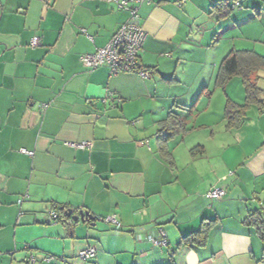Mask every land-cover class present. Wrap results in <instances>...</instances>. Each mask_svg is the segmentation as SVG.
Masks as SVG:
<instances>
[{"label":"crops","instance_id":"crops-1","mask_svg":"<svg viewBox=\"0 0 264 264\" xmlns=\"http://www.w3.org/2000/svg\"><path fill=\"white\" fill-rule=\"evenodd\" d=\"M216 1L139 5V64L151 73L142 77L82 63L128 19L114 1L0 0V264H25L29 250L58 246L66 264H264V241L244 222L264 201V112L227 128L224 88H211L224 58L213 43L253 19L263 27L246 39H262L254 16L264 0H239L226 18L212 12ZM176 116L187 129L160 141ZM224 131L238 149H227ZM83 140L91 145H74ZM215 186L226 194L207 198ZM67 208L96 218L75 221ZM52 209L61 226L49 221ZM108 215L118 223L101 219ZM204 220H213L206 243H185ZM158 227L167 246L148 240ZM92 244V258L76 257Z\"/></svg>","mask_w":264,"mask_h":264},{"label":"trees","instance_id":"trees-1","mask_svg":"<svg viewBox=\"0 0 264 264\" xmlns=\"http://www.w3.org/2000/svg\"><path fill=\"white\" fill-rule=\"evenodd\" d=\"M240 5L241 2L239 0H218L213 4L212 12L215 13L218 18H226L231 14L234 8L239 7ZM263 73L264 54H261L256 50L232 49L222 59L215 79L214 90L215 88H224L234 76L241 77L245 88L244 103H238L230 97L227 98L224 109V118L227 120V128L240 126L246 115L247 108L255 103H257L259 109L264 112V98H261L264 88L259 85V81L263 78ZM211 92L213 93L214 91L212 90ZM172 119L173 123L170 124V127L159 132L158 138L160 141L167 142L170 137L169 135L173 131H185L186 123L183 119L178 118L177 116ZM194 149H198V147L192 148L193 154L195 153V151H193ZM161 151L164 156H167V149L162 148ZM61 218L62 215L58 213L56 222L60 221ZM244 222L247 225L255 226V229L264 241V216L261 204L259 209L244 218ZM212 224L213 220H204L199 230L184 237V242L188 243L189 241H193L199 245L205 244ZM45 257L46 256H44L43 261L47 264H51L45 260ZM35 261L36 259L34 258V261L30 260L29 263L33 264Z\"/></svg>","mask_w":264,"mask_h":264},{"label":"built area","instance_id":"built-area-1","mask_svg":"<svg viewBox=\"0 0 264 264\" xmlns=\"http://www.w3.org/2000/svg\"><path fill=\"white\" fill-rule=\"evenodd\" d=\"M118 7L124 8L129 12L128 19L120 26V28L111 37L109 42L96 49L93 53H87L82 58V63L89 69H94L99 65L108 64L111 73L116 74L122 71H135L142 77H150L151 73L140 67L139 54L143 48V44L146 37V31L139 23V5L145 1L151 0H112ZM182 3L184 0H177ZM40 37L34 36L31 40V46L35 47L39 44ZM113 97V93L110 92L107 97ZM106 97V98H107ZM104 99V101L106 100ZM74 145L90 146L91 142L83 140L75 142ZM21 152L33 155V151L26 148H21ZM226 194V190L223 187L215 186L206 192V197L210 199H218ZM21 201V200H20ZM264 209V203L261 204ZM58 212L56 210L49 211V219L52 222H56ZM103 221L118 223L117 218L113 215H108L101 218ZM148 240L154 246H167L168 239L166 237V231L163 227H158V235L150 233ZM96 253V248L93 245H88L79 252V257L87 260L92 258ZM30 260L34 261V258ZM45 260L51 264H58L57 257L54 255H46Z\"/></svg>","mask_w":264,"mask_h":264},{"label":"rangeland","instance_id":"rangeland-1","mask_svg":"<svg viewBox=\"0 0 264 264\" xmlns=\"http://www.w3.org/2000/svg\"><path fill=\"white\" fill-rule=\"evenodd\" d=\"M238 10L239 9L237 8V11ZM252 13L254 15H256L258 13V11L252 9ZM254 17H256V18L262 17L261 21H262V23H264V12H262L261 16H254ZM250 21L251 20L245 22L243 25H241V23H238L237 25L231 24L229 28H227V29L224 28V34H221V35L219 34L220 38H222V39L220 41H218L217 43H213L214 46L217 45L216 49L217 50L224 49V56L232 49H252V50L258 51L261 54H264V40H263L264 37H262V39H260V40L246 39V35L251 29H253L254 27L255 28H257V27L262 28L263 27V26L258 25V23H257L258 20L253 19L251 22ZM248 23H250V25ZM219 35L218 36L216 35L215 38H218ZM208 57H209V54L204 56V58H206V60H207V63H205V65L207 66V68H210L212 66L211 64L213 61V56L211 55V58H212L211 61L208 60ZM219 65H220V63H219ZM198 67H200L199 63H198ZM217 72H218V70H217ZM217 72H216V76H217ZM215 79H216V77H215ZM215 79H214L212 87H211L212 89L214 88V85H215ZM259 85L264 88V77L259 81ZM225 87H227L228 92L233 94L235 97H238L240 95V93L238 94V92L243 91L242 95H240V97H238V98L242 97V101H240V102H243L245 100V88H244V84H243L240 76H234L226 84ZM225 87H224V105H226L225 100L227 98V96L225 94ZM218 90H220V89H218ZM200 93H201V87L197 93L198 97L200 96ZM204 97L207 98V95H205ZM261 98H264V90L262 91ZM206 101H208V100L206 99ZM224 109H225V107H224ZM257 109L260 111L258 104L255 103V104H253L247 108V113H251V111L257 110ZM232 142H234V139L231 138V134H229V132H227V131H224V144H230L227 146V149H238L235 143L231 144ZM210 149H212V148H210ZM254 199L256 200V197H254ZM262 203H264V201H257L256 205L260 206V204H262ZM263 216H264V209H263ZM105 222H107V221H105ZM51 223L56 224L57 222L52 221ZM58 225L61 226L60 223ZM44 243H46V242H44ZM92 245H94V244H92ZM54 246H56V244H54ZM62 249H63L62 247L58 246L57 251H55V253H48V252L40 251L37 249L36 250H29L28 256L26 259H24L23 263L32 264V263H29V261H30L29 259L35 258L36 261L33 264H46V262L43 261L44 256L54 255L57 257V259H58L57 262L59 264H66L68 262V259L64 256V251ZM78 253H79V250L77 251V254H76L77 256L72 252L70 254H71V256H76V257H78V259H81L78 256Z\"/></svg>","mask_w":264,"mask_h":264},{"label":"water","instance_id":"water-1","mask_svg":"<svg viewBox=\"0 0 264 264\" xmlns=\"http://www.w3.org/2000/svg\"><path fill=\"white\" fill-rule=\"evenodd\" d=\"M64 214L67 215L68 217H71L73 220L78 221H86V220H93L96 217L91 214L88 210H80L78 214L74 213L72 208H67L64 210ZM96 223H92V225H95Z\"/></svg>","mask_w":264,"mask_h":264}]
</instances>
